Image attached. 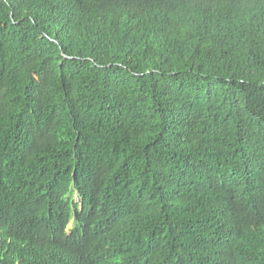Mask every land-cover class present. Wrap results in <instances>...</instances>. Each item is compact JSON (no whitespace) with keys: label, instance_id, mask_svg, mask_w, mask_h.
<instances>
[{"label":"trees","instance_id":"16d2710c","mask_svg":"<svg viewBox=\"0 0 264 264\" xmlns=\"http://www.w3.org/2000/svg\"><path fill=\"white\" fill-rule=\"evenodd\" d=\"M0 264H264V0H0Z\"/></svg>","mask_w":264,"mask_h":264},{"label":"rangeland","instance_id":"374dc122","mask_svg":"<svg viewBox=\"0 0 264 264\" xmlns=\"http://www.w3.org/2000/svg\"><path fill=\"white\" fill-rule=\"evenodd\" d=\"M72 225H73V223H72V222H70L67 228H68V229H69V228H71V227H72Z\"/></svg>","mask_w":264,"mask_h":264}]
</instances>
